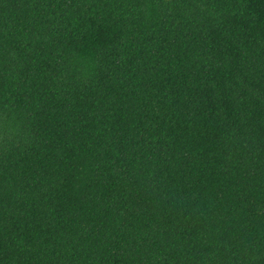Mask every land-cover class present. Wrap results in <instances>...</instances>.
<instances>
[{
	"label": "trees",
	"instance_id": "obj_1",
	"mask_svg": "<svg viewBox=\"0 0 264 264\" xmlns=\"http://www.w3.org/2000/svg\"><path fill=\"white\" fill-rule=\"evenodd\" d=\"M0 264H264V0H0Z\"/></svg>",
	"mask_w": 264,
	"mask_h": 264
}]
</instances>
